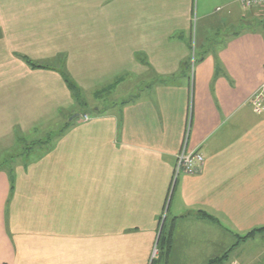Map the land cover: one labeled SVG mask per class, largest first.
<instances>
[{"label":"crops","instance_id":"0c3cea01","mask_svg":"<svg viewBox=\"0 0 264 264\" xmlns=\"http://www.w3.org/2000/svg\"><path fill=\"white\" fill-rule=\"evenodd\" d=\"M237 4L0 0V264H153L162 225L156 264H264L239 241L264 227V28ZM188 134L205 166L173 185Z\"/></svg>","mask_w":264,"mask_h":264},{"label":"trees","instance_id":"16d2710c","mask_svg":"<svg viewBox=\"0 0 264 264\" xmlns=\"http://www.w3.org/2000/svg\"><path fill=\"white\" fill-rule=\"evenodd\" d=\"M255 18L253 19V24L257 23L256 25L263 27L264 28V20ZM27 63L34 69H42V68H46L44 66H40L36 63H33L30 60H27ZM61 76L63 78V80L65 81L67 87L69 88V90L71 91V93L73 94V97L75 99V102L80 105L83 106L86 104L85 101V97L83 94V91L81 90V88L75 83V81L71 78V76L68 74L67 70L65 68H63L61 71ZM99 95V94H97ZM198 216L202 219H208L210 221L215 222L216 219L212 216H210L209 214H207L206 212H198ZM164 221V219H162ZM162 221V224H163ZM257 233H264V227L263 228H259L256 230H253L251 232H249L248 234H246L245 236H239V241H246L250 238H252L254 235H256ZM238 242L237 245L240 243ZM235 245V247L237 246ZM172 247H173V228L171 227V229L169 231H166V225L163 226L159 241H158V258L155 259L153 261V264H156L159 261H168L171 251H172ZM232 249L229 250L227 253H225L222 257L220 258H216L211 260L208 264H223L228 258L229 255L231 253Z\"/></svg>","mask_w":264,"mask_h":264},{"label":"built area","instance_id":"2783aa9c","mask_svg":"<svg viewBox=\"0 0 264 264\" xmlns=\"http://www.w3.org/2000/svg\"><path fill=\"white\" fill-rule=\"evenodd\" d=\"M239 3L243 6L244 9H256L264 15V0H239ZM249 103L256 114L264 113V86L251 97ZM84 119L85 121H89L88 116H85ZM188 136L189 134L187 135L185 145L177 158L173 185L176 183L179 176L197 175L202 172L205 166L206 160L203 154L197 150H190L187 148L189 139Z\"/></svg>","mask_w":264,"mask_h":264},{"label":"rangeland","instance_id":"374dc122","mask_svg":"<svg viewBox=\"0 0 264 264\" xmlns=\"http://www.w3.org/2000/svg\"><path fill=\"white\" fill-rule=\"evenodd\" d=\"M240 4V3H239ZM242 8H243V6L240 4V5H236V12H237V17L240 15V13H242ZM252 10V11H251ZM251 10H248V12L249 13H251V15H252V18H258V19H261V20H264V15L263 14H261L258 10H256V9H251ZM246 11V10H245ZM257 19V20H258ZM252 21H253V19H252ZM241 25H244V24H241ZM199 54H201L202 52H198ZM194 54L195 53H193V58H192V60H191V62H190V67H189V70H188V76H189V78L192 80V76H193V74H194V62H193V59H195V56H194ZM87 99V98H86ZM69 120H71V119H69ZM53 128V127H52ZM55 129H57V128H55ZM55 129H53V130H55ZM59 131H61V130H59ZM58 133H60V132H55V131H51V130H49V131H45V132H43L42 134H37V136L38 137H40V139H45V140H48L50 137H54L55 135L57 136V134ZM26 149V148H25ZM159 241V240H158ZM157 241V242H158ZM158 243H157V245H156V248H155V251L153 252V254H152V256H151V262L152 261H154L155 259H156V257H158ZM156 253V254H155ZM154 254H155V256H154Z\"/></svg>","mask_w":264,"mask_h":264},{"label":"water","instance_id":"95a60500","mask_svg":"<svg viewBox=\"0 0 264 264\" xmlns=\"http://www.w3.org/2000/svg\"><path fill=\"white\" fill-rule=\"evenodd\" d=\"M72 119H73V118H72ZM162 229H163V225L161 226V229H160L159 238H160V235H161ZM157 243H158V242H157Z\"/></svg>","mask_w":264,"mask_h":264}]
</instances>
